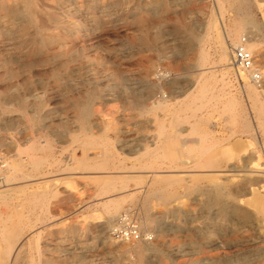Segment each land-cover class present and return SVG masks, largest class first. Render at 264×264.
<instances>
[{"label": "rangeland", "instance_id": "obj_1", "mask_svg": "<svg viewBox=\"0 0 264 264\" xmlns=\"http://www.w3.org/2000/svg\"><path fill=\"white\" fill-rule=\"evenodd\" d=\"M27 1L47 27L30 22ZM244 20L235 45L252 35L261 50L252 53L258 84L230 53L228 65L220 59L222 30ZM210 21L213 40L203 38ZM84 99L91 125L74 108ZM158 101L164 106L149 110ZM34 114L40 124L31 126ZM262 121L264 0H0V160L18 163L33 139L53 145L38 182L19 175L0 201V262L9 240L19 247L13 264H264V182L241 198L253 211L245 217L230 208L245 178L220 171L239 167L240 156L264 169ZM186 139L207 154H171ZM206 159L223 167L196 166ZM157 175L171 179L157 190L173 196L148 197ZM110 180L115 187L104 189ZM213 190L221 191L215 205ZM111 196L120 204L108 218ZM125 212L149 239L112 236Z\"/></svg>", "mask_w": 264, "mask_h": 264}, {"label": "bare ground", "instance_id": "obj_2", "mask_svg": "<svg viewBox=\"0 0 264 264\" xmlns=\"http://www.w3.org/2000/svg\"><path fill=\"white\" fill-rule=\"evenodd\" d=\"M242 3H245L247 2V0H241ZM24 5H26L27 7L24 8V11H26L27 13L30 14L29 16V20L30 22L36 24L37 27H40V28H44V27H47L44 25V21L42 19V17H39L37 15L34 14V12L36 10H34L32 7H31V3L30 2H23ZM36 3V2H34ZM243 5V4H242ZM13 11V10H12ZM17 11V10H15ZM42 11V10H41ZM50 12V10H49ZM46 13V12H44ZM49 18V17H48ZM52 21V20H51ZM248 23L247 20H244L242 22V24L234 27L233 30L231 31H225L224 29L222 30L225 34H224V37L222 36L221 39H220V44L218 45V47H220V59L224 62V64L228 65L229 62H230V59H229V53L231 55V47L233 45H235V43L237 42L235 40L236 38V35L238 33V31L240 29H242L244 26H246V24ZM252 24V23H251ZM5 27V26H4ZM251 27V26H250ZM246 28V27H245ZM217 29V25L215 24V22H209L207 25H206V31L205 33L203 34V38L204 39H207V40H213L215 37H214V31ZM243 30V29H242ZM73 33V32H72ZM77 33V31H76ZM75 34V33H74ZM216 36H219V35H216ZM221 36V35H220ZM74 37V36H73ZM255 37V36H254ZM248 38H249V42L246 41V48L251 52V53H255L257 55H261V50L259 49V47L257 48L256 47V44L254 42H252V35H248ZM52 39V38H51ZM45 40V39H44ZM218 40V39H217ZM241 40V39H240ZM239 40V41H240ZM53 41V40H52ZM203 41V40H202ZM228 41H230V43H228ZM255 41V40H254ZM49 43V42H47ZM43 44V43H41ZM40 45V44H39ZM38 46V45H37ZM204 46V45H203ZM39 48V47H37ZM40 49V48H39ZM34 51V49H33ZM38 51V50H37ZM32 54V53H31ZM231 58V57H230ZM14 61V60H13ZM207 61V57H206V54H205V51L204 49L202 48L201 49V52H200V57L198 59V62H199V66H204L205 65V62ZM203 69V68H202ZM200 68L199 70V73L198 75H202L203 72L201 71L202 70ZM14 75H16V71L14 69L10 70V76L11 77H14ZM248 85V84H247ZM256 87L255 86H248L247 87V92H248V95H250L253 100H257V96H256ZM257 97V98H256ZM165 103V102H164ZM135 104V103H134ZM133 104V105H134ZM257 104V103H256ZM255 105V104H254ZM17 106V105H16ZM164 106V104L161 102V101H158L156 104H152V106L149 107V110H152L153 108H158V107H162ZM22 107V106H21ZM261 107V106H260ZM9 108V107H8ZM14 108V107H13ZM20 108V107H19ZM18 108V110H19ZM74 108L77 112V117L80 119V121L84 122L86 125H91L92 124V116L94 115V111L92 110V106L91 104L86 100H78V101H75L74 102ZM139 108V106H138ZM11 109V108H10ZM23 109V107L21 108V110ZM260 109V108H259ZM17 110V109H16ZM8 111V110H7ZM12 111V110H11ZM255 114V113H254ZM195 115V114H193ZM243 118V117H242ZM40 119H39V116H37L36 114L32 115L31 117V126L33 125H38L40 124ZM264 122V121H262ZM96 123V122H95ZM106 123V122H105ZM104 124V123H103ZM248 120L247 118H243V123L242 125L244 126L245 129H249L248 127ZM252 124V123H251ZM263 124V123H262ZM105 125H109V123H106ZM259 125V124H258ZM264 125V124H263ZM262 125V126H263ZM162 126V125H161ZM242 126V127H243ZM109 127V126H108ZM248 127V128H247ZM257 127V126H256ZM12 128V127H11ZM165 129V128H164ZM243 129V128H242ZM251 129V128H250ZM255 129V127H254ZM252 129V131L254 130ZM260 129H261V125H260ZM264 129V127H263ZM165 130H163V139H168L169 138V133L167 132H164ZM249 131V130H248ZM247 131V132H248ZM264 131V130H262ZM162 132V131H161ZM244 132V131H243ZM250 133V132H248ZM83 134V133H82ZM252 134V133H250ZM264 134V133H263ZM80 135V134H79ZM86 135H89V134H86ZM91 137H93V133L90 134ZM98 139H102L104 138L103 135H99L97 136ZM171 137V136H170ZM264 137V136H263ZM108 138V137H107ZM161 140V139H160ZM189 140V139H188ZM195 141V140H194ZM193 143V142H191ZM157 144V143H156ZM170 145V144H169ZM203 145V144H201ZM200 145V146H201ZM179 147V146H178ZM181 147H182V150L181 152H178V151H170L171 154L173 153H176V154H183L184 156H193V155H196V154H200V155H204V154H207L206 153V146L204 145V148L206 149H202L200 148L201 150H195V149H192L190 148V145H189V142L186 140L182 141L181 142ZM180 147V148H181ZM203 147V146H201ZM171 148V147H170ZM176 148V147H175ZM196 148V147H195ZM168 150V149H167ZM175 150V149H174ZM53 151V145L51 143L50 140H47L41 144L38 140H35L33 139L30 144H28V146H26V148H23V149H19L18 151V154L21 155L24 154V156H19V162L18 163H13L11 160H5L3 163H4V168L3 170L1 171V175H2V183L0 184V201H4L7 197V193L9 191V188H7L8 186H10L13 181H15L17 178H19V175H21L20 178H26V181L27 182H30L29 185L32 184V182H38V177L39 175L42 174V167L47 165V164H51V153ZM209 151V150H208ZM167 154V153H166ZM164 155V154H163ZM176 157V156H175ZM251 157V156H250ZM18 159V158H17ZM171 160V159H170ZM211 160V159H210ZM210 160H200L196 166H199V167H202V168H206V167H223V165H219L217 162L215 161H210ZM17 161V160H16ZM174 161V160H173ZM238 161L240 162V166L238 167L237 165H225V168H223L222 170L220 171H226V172H232L233 171L236 173H240L241 176H243L246 180V183H241L238 185L237 187V190H236V193L233 194V198H231L233 200V204L232 206L230 207L231 208V211L233 213H237V214H241L242 216H245V217H249L251 215V213H253V211H249L248 210V207L246 209L242 208L241 207V198L246 196V195H253L255 193V190L262 187L261 186V183L264 182V169L261 170V169H256L253 167V164H252V161L251 158H248L247 157H244V156H240ZM85 162H88V160H86ZM91 164H89V167L87 168H101V165L102 163H99V162H96V161H89ZM231 163V162H230ZM170 164V163H169ZM168 164V165H169ZM227 164V163H226ZM86 165V164H85ZM172 165V164H171ZM170 165V166H171ZM172 167V166H171ZM173 168V167H172ZM175 168V166H174ZM221 169V168H220ZM228 172V173H229ZM211 173V172H210ZM225 173V172H224ZM153 180H152V188L149 189V192L147 193L148 197H152V196H157V197H161L163 199H167L169 196H173V193H165L164 191L161 192L159 190H157V188L162 185L163 183H168L171 181V179L169 178H166V177H163V176H154L152 177ZM23 182V181H22ZM165 186V185H164ZM114 183H113V180H110L109 183L104 186L103 188L105 189H108V190H111L112 188H114ZM163 187V186H162ZM219 188V187H217ZM221 188V187H220ZM208 189V188H207ZM221 192V191H220ZM219 191H214L211 192L209 191L208 192V196H209V202H212L215 204H218L220 203V196H221V193ZM206 193V192H205ZM176 196V195H174ZM229 196V195H228ZM112 197V196H111ZM119 197V196H118ZM226 198V197H225ZM223 198V199H225ZM228 198V197H227ZM230 200V199H229ZM249 200V199H248ZM248 200H246V203L249 204ZM256 200V199H255ZM225 202V201H224ZM105 206H107V208L109 209V215H108V218H111V216L113 215V213L115 212V210L119 207V204H120V198H117V197H112V198H109L106 202H105ZM251 204V203H250ZM246 205V204H245ZM226 206V205H225ZM251 206V205H250ZM255 206V205H254ZM210 207V206H209ZM228 208V207H227ZM251 209V208H249ZM225 210V209H224ZM256 210V209H255ZM230 211V210H229ZM230 211V212H231ZM231 212V213H232ZM259 211H257V214H258ZM260 213V212H259ZM262 213V212H261ZM227 214H229L227 212ZM250 214V215H249ZM263 214H264V210H263ZM253 215V214H252ZM251 215V217H252ZM255 215V214H254ZM256 217V216H255ZM254 217V218H255ZM253 218V217H252ZM258 218V216H257ZM259 219V218H258ZM258 221H261V222H264V217ZM8 235V233H7ZM9 244H8V247H7V250H6V253L7 255L5 257H3V262H0V264H13L16 260H17V253L18 252V248L15 244V242L13 243L12 241H7ZM18 245V244H17ZM16 246V247H15ZM19 246V245H18ZM126 248V247H125ZM130 248H132L130 245L127 246V249L130 250ZM134 249V252H136L139 257H142L145 250L139 246H135L133 247ZM5 253V252H4ZM4 255V254H3ZM19 255V254H18ZM23 256V255H22ZM213 258V257H212ZM208 259V258H207ZM2 260V259H1ZM0 260V261H1ZM20 261V260H19ZM208 262V261H207ZM209 264V263H208Z\"/></svg>", "mask_w": 264, "mask_h": 264}, {"label": "built area", "instance_id": "obj_3", "mask_svg": "<svg viewBox=\"0 0 264 264\" xmlns=\"http://www.w3.org/2000/svg\"><path fill=\"white\" fill-rule=\"evenodd\" d=\"M246 37H242L240 42L231 47V64L237 71L246 73L248 78L255 84L262 80L261 70L254 61L253 54L246 48ZM4 163L0 160V184L2 183L1 171ZM113 237L124 240L149 239L147 235L141 233L136 222L130 218L128 213L120 215L111 230Z\"/></svg>", "mask_w": 264, "mask_h": 264}]
</instances>
